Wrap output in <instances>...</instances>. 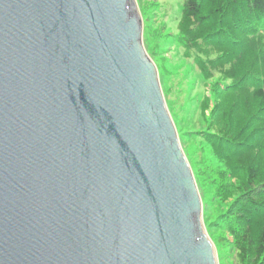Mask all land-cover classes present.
Listing matches in <instances>:
<instances>
[{"label":"water","instance_id":"95a60500","mask_svg":"<svg viewBox=\"0 0 264 264\" xmlns=\"http://www.w3.org/2000/svg\"><path fill=\"white\" fill-rule=\"evenodd\" d=\"M134 0H0V264H217Z\"/></svg>","mask_w":264,"mask_h":264},{"label":"trees","instance_id":"16d2710c","mask_svg":"<svg viewBox=\"0 0 264 264\" xmlns=\"http://www.w3.org/2000/svg\"><path fill=\"white\" fill-rule=\"evenodd\" d=\"M157 5L166 27L165 8L159 0ZM176 36L181 66L190 65L192 80H186L196 82L191 106L184 102L187 94L180 101L172 97L181 124L196 133L186 146L205 144L213 153L209 160L220 167L211 171V182L215 198L226 204L221 218L234 261L264 264V0H183ZM204 81L224 86L218 95L214 90L210 127L203 117ZM186 114L196 117L193 124Z\"/></svg>","mask_w":264,"mask_h":264},{"label":"rangeland","instance_id":"374dc122","mask_svg":"<svg viewBox=\"0 0 264 264\" xmlns=\"http://www.w3.org/2000/svg\"><path fill=\"white\" fill-rule=\"evenodd\" d=\"M159 1L165 8V16H163L162 22L165 23L166 27H163L158 20L157 15H159L161 9L157 5V0H134L142 23V44L147 56L156 66L166 107L176 128L179 143L184 155L190 165L193 175V171L197 170L198 175L201 177V180H197L195 177L194 179L203 204L202 223L206 235L213 244L216 263L236 264L230 248V238L224 231V222L222 221L223 218H221L225 213L224 209L226 204L215 198L214 192L216 188L212 186L211 182V171H214V167L220 170V167L216 163H212L211 160L214 161L212 150L205 146V144L191 147H189L190 145L186 146L185 139L187 137H192L193 134L196 135V133L192 128H190L192 132L186 131L187 129L181 124L177 116L179 111L177 108L178 104H175L172 99L175 95L176 97H174V100L177 98L180 101L182 97L187 94L184 102L188 103V106H191L193 102L190 100V93L196 83L195 81L190 82L192 79L189 77L191 74L189 63H185V66H181L184 64V61L181 60V57L179 58V55L181 56V51L178 48V36L176 35L183 0ZM172 34L174 37H172ZM178 74L179 76H177ZM182 76L185 77V79H183ZM186 78L190 81H187ZM200 85L204 88V97L208 107V110H205L203 116L205 121H203L205 127H210L215 123L213 119L216 114H213V112L217 107L215 102L212 101L214 97H216L215 95L213 96L214 90L218 95L222 92L221 87L224 86H210V84L205 81L204 84L200 83ZM237 115L239 116V114ZM195 120V116L192 119V116L190 117L186 114L185 121L188 124H193ZM234 141H236V139H234ZM223 206L224 209L222 208Z\"/></svg>","mask_w":264,"mask_h":264}]
</instances>
